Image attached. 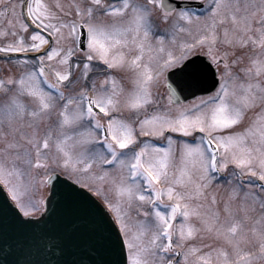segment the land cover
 I'll use <instances>...</instances> for the list:
<instances>
[{"label":"snow or ice","instance_id":"snow-or-ice-1","mask_svg":"<svg viewBox=\"0 0 264 264\" xmlns=\"http://www.w3.org/2000/svg\"><path fill=\"white\" fill-rule=\"evenodd\" d=\"M202 2L0 0V207L59 193L94 264H264V0Z\"/></svg>","mask_w":264,"mask_h":264},{"label":"water","instance_id":"water-1","mask_svg":"<svg viewBox=\"0 0 264 264\" xmlns=\"http://www.w3.org/2000/svg\"><path fill=\"white\" fill-rule=\"evenodd\" d=\"M185 3L194 7L203 5L198 1ZM210 83L209 77L203 86ZM192 91L187 84L183 91L177 89L185 100L191 98L188 93ZM65 180V176L58 174L53 177L52 185L62 190L61 182ZM48 196L51 197L52 192L49 191ZM6 197V190L0 186V205ZM7 199L11 204L10 197ZM20 218L35 223H19L7 208L0 207V264H94L115 258L96 243L88 221L70 210L59 193L47 201L44 213L29 217L21 213Z\"/></svg>","mask_w":264,"mask_h":264},{"label":"rangeland","instance_id":"rangeland-1","mask_svg":"<svg viewBox=\"0 0 264 264\" xmlns=\"http://www.w3.org/2000/svg\"><path fill=\"white\" fill-rule=\"evenodd\" d=\"M60 2L61 3H67L68 2V0H60ZM4 61V60H3ZM5 61L4 62H2L1 64H2V66L3 65H5ZM0 64V65H1ZM0 74H3V75H7V72L5 71V72H3V73H0ZM161 86H163V85H161ZM161 86H160V88H161ZM164 95H167V90H160ZM222 182V181H221ZM221 182H216L214 185H213V189H219V191H218V195L219 194H224L225 193V188L224 187H222V186H220L221 185ZM47 186H45L41 191H37L36 192V196L37 197H40V196H42V195H46V191H47V188H46Z\"/></svg>","mask_w":264,"mask_h":264},{"label":"flooded vegetation","instance_id":"flooded-vegetation-1","mask_svg":"<svg viewBox=\"0 0 264 264\" xmlns=\"http://www.w3.org/2000/svg\"><path fill=\"white\" fill-rule=\"evenodd\" d=\"M200 1H202V0H200ZM9 2V0H4V3H8ZM195 9H197V8H195ZM203 9V7L202 8H198L197 10L198 11H200V10H202ZM6 22V21H5ZM2 62H4L2 59H0V64L2 63ZM0 66H2V64L0 65ZM161 85H163V84H161ZM159 90H167V88L163 85V86H161V88L159 89ZM168 91V90H167ZM190 100V99H189ZM221 181H223V177H221L220 178V180H218L217 182H221Z\"/></svg>","mask_w":264,"mask_h":264}]
</instances>
